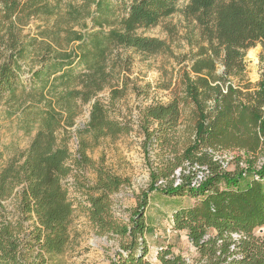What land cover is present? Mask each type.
I'll use <instances>...</instances> for the list:
<instances>
[{"label": "trees", "instance_id": "obj_1", "mask_svg": "<svg viewBox=\"0 0 264 264\" xmlns=\"http://www.w3.org/2000/svg\"><path fill=\"white\" fill-rule=\"evenodd\" d=\"M177 13L189 52L170 102L139 112L146 147L161 156L124 221L112 196L128 180L95 166L86 152L131 131L110 112L127 95L132 54L176 59L165 40L138 31ZM34 20L43 27L24 35ZM165 31L173 42L176 28ZM256 45L263 61L264 0H0V103L7 118L20 113L26 134L35 132L0 170V264H50L67 251L71 162L94 172L84 186L86 216L96 236L119 240L112 264H188L168 246L156 248V263L147 257L145 209L154 193L192 200L173 212L172 228L194 248V264H264V237L255 236L264 227V75L252 85L244 62ZM85 107L74 157L70 130ZM220 151L242 153L236 163L245 169H223Z\"/></svg>", "mask_w": 264, "mask_h": 264}, {"label": "rangeland", "instance_id": "obj_2", "mask_svg": "<svg viewBox=\"0 0 264 264\" xmlns=\"http://www.w3.org/2000/svg\"><path fill=\"white\" fill-rule=\"evenodd\" d=\"M182 6L183 3L179 5V7ZM42 25L43 23L34 20L24 28L23 34L34 37L37 35V27H43ZM167 26L176 28L177 35L173 42L165 31ZM185 33V23L178 13L164 20L157 27L138 31L141 36L165 40L171 45L176 59L167 56L145 57L132 54L133 61L128 74L130 84L127 95L118 101L114 110L110 112L112 118L128 123L131 131L114 142L109 139L100 140L96 147L86 152L87 157L95 166L102 165L122 179L128 180L127 186H123L118 193L112 196L114 213L124 221L129 220L132 211L137 206L138 197L148 189L150 170L159 165L161 156V152L155 146L146 147L144 134L138 127L139 112L150 105H166L172 99L171 91L174 87H178L181 73L179 61L189 52ZM251 51L253 58L249 56ZM260 54L261 47L256 45L246 52L244 58L245 79L252 85L264 75V60H260ZM27 76L25 74L24 77ZM232 83L237 85L238 80L232 79ZM107 95L108 92H104L98 98L103 99ZM7 107L8 105L4 102L0 103V170L10 158L23 153L28 148L35 133L29 135L22 130L20 113L7 118L4 114ZM88 112L89 107H85L82 115L76 120L75 126L70 130L69 148L74 157L77 156L78 147L75 131L86 124ZM182 135H184V126L180 128L179 136L182 141H185L186 137ZM86 139L89 140V138ZM238 155L237 151H220L216 153V159L223 169L233 172L245 169L243 163L237 167ZM70 166L72 172L64 181L73 205L72 223L69 228L70 242L67 251L61 256L52 258L50 264H112L119 250V240L110 236H96L86 216L88 205L84 186L92 183L94 172L91 166L77 169L72 162ZM190 203L192 200L189 198H170L158 193L150 196L149 205L145 209V220L150 228V234L146 235V242L152 251H156L159 246L173 247L183 253V256L191 263L196 262L198 256L184 233L174 232L172 228L173 212L179 206L190 205ZM255 236L264 237V227L260 232H255Z\"/></svg>", "mask_w": 264, "mask_h": 264}, {"label": "crops", "instance_id": "obj_3", "mask_svg": "<svg viewBox=\"0 0 264 264\" xmlns=\"http://www.w3.org/2000/svg\"><path fill=\"white\" fill-rule=\"evenodd\" d=\"M193 248V247H192ZM194 249V248H193ZM172 251L175 253V254H181L183 256V253H181L180 251L176 250L175 248H172ZM156 252L155 250L152 251L151 248L149 249V253H148V259L151 261V262H154L156 263V256H155Z\"/></svg>", "mask_w": 264, "mask_h": 264}, {"label": "built area", "instance_id": "obj_4", "mask_svg": "<svg viewBox=\"0 0 264 264\" xmlns=\"http://www.w3.org/2000/svg\"><path fill=\"white\" fill-rule=\"evenodd\" d=\"M239 154L242 155V153H239ZM261 165H262V162H259V163H258V168H260ZM260 230H261V228H260L257 232H260ZM233 238L237 239L238 236L234 235ZM187 263H188V264H192V263L189 261V259H187Z\"/></svg>", "mask_w": 264, "mask_h": 264}, {"label": "bare ground", "instance_id": "obj_5", "mask_svg": "<svg viewBox=\"0 0 264 264\" xmlns=\"http://www.w3.org/2000/svg\"><path fill=\"white\" fill-rule=\"evenodd\" d=\"M254 54H255V53H254ZM249 56H250V57H252V58L254 57V56H253V52H252V51H251V52H249Z\"/></svg>", "mask_w": 264, "mask_h": 264}, {"label": "water", "instance_id": "obj_6", "mask_svg": "<svg viewBox=\"0 0 264 264\" xmlns=\"http://www.w3.org/2000/svg\"><path fill=\"white\" fill-rule=\"evenodd\" d=\"M89 118V115H88V117H87V119Z\"/></svg>", "mask_w": 264, "mask_h": 264}]
</instances>
